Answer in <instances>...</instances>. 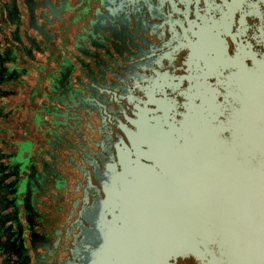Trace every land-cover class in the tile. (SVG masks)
<instances>
[{
  "label": "flooded vegetation",
  "instance_id": "obj_1",
  "mask_svg": "<svg viewBox=\"0 0 264 264\" xmlns=\"http://www.w3.org/2000/svg\"><path fill=\"white\" fill-rule=\"evenodd\" d=\"M263 53L264 0H0V264H99L105 191L224 154Z\"/></svg>",
  "mask_w": 264,
  "mask_h": 264
},
{
  "label": "water",
  "instance_id": "obj_2",
  "mask_svg": "<svg viewBox=\"0 0 264 264\" xmlns=\"http://www.w3.org/2000/svg\"><path fill=\"white\" fill-rule=\"evenodd\" d=\"M259 59L264 66V53ZM260 77L245 124L219 138L224 154L146 176L141 190L118 199L105 191L89 232L96 262L172 264L192 255L199 264H264V72Z\"/></svg>",
  "mask_w": 264,
  "mask_h": 264
},
{
  "label": "rangeland",
  "instance_id": "obj_3",
  "mask_svg": "<svg viewBox=\"0 0 264 264\" xmlns=\"http://www.w3.org/2000/svg\"><path fill=\"white\" fill-rule=\"evenodd\" d=\"M241 75H244L241 73ZM240 87L244 91V94L242 95L240 101H241V107H240V113L236 115L237 110L233 111V119L234 122L241 123V125H244L246 122V116H245V109L250 108L252 101L254 98L255 100L259 101L261 89H262V77L257 76V78H251L250 75H248L247 78H240ZM236 115V117H235ZM239 117V119H238ZM22 130L19 129L13 130L12 136L10 133H7L3 135L4 138H10V139H19L22 135Z\"/></svg>",
  "mask_w": 264,
  "mask_h": 264
},
{
  "label": "bare ground",
  "instance_id": "obj_4",
  "mask_svg": "<svg viewBox=\"0 0 264 264\" xmlns=\"http://www.w3.org/2000/svg\"><path fill=\"white\" fill-rule=\"evenodd\" d=\"M180 158V157H179Z\"/></svg>",
  "mask_w": 264,
  "mask_h": 264
}]
</instances>
